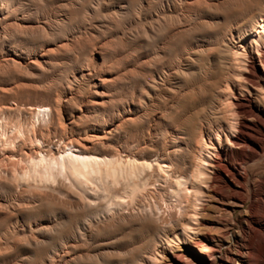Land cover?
Segmentation results:
<instances>
[{
    "label": "rangeland",
    "instance_id": "obj_1",
    "mask_svg": "<svg viewBox=\"0 0 264 264\" xmlns=\"http://www.w3.org/2000/svg\"><path fill=\"white\" fill-rule=\"evenodd\" d=\"M0 33V264H204L176 259L203 234L220 263L264 193L237 207L191 182L202 154L241 152L233 103L255 111L244 131L264 144V0H0ZM78 139L123 170L84 185L29 166Z\"/></svg>",
    "mask_w": 264,
    "mask_h": 264
},
{
    "label": "bare ground",
    "instance_id": "obj_2",
    "mask_svg": "<svg viewBox=\"0 0 264 264\" xmlns=\"http://www.w3.org/2000/svg\"><path fill=\"white\" fill-rule=\"evenodd\" d=\"M2 1V0H1ZM261 27V26H260ZM262 28V27H261ZM258 29H256L257 31ZM253 31V30H252ZM1 34V33H0ZM242 48V47H241ZM260 57V56H259ZM251 61V60H250ZM253 61V60H252ZM33 62V61H31ZM260 62V61H259ZM258 62V63H259ZM256 63V62H255ZM264 65V54L262 60L260 62ZM251 66V65H250ZM258 66V65H257ZM261 66V65H260ZM262 68V66H261ZM264 68V67H263ZM262 68V69H263ZM259 69V68H258ZM94 72V71H92ZM262 73V72H261ZM91 79V77H90ZM100 83V82H99ZM250 84V83H249ZM232 92V91H231ZM228 96V95H227ZM230 100V99H229ZM233 100V99H232ZM238 101V100H237ZM57 102V100H56ZM233 102V101H232ZM229 103V102H227ZM241 103V102H240ZM234 112L236 115H242V120L238 122V133L235 135L231 140L228 141L234 147H242L241 152L237 151V158L230 159L228 163H221L220 160H208L205 155L202 154L201 161L197 164V169L195 173V179L193 180L192 185L194 189L204 183L208 188H210L213 192L218 194L221 198L228 200L233 205L237 207H243L247 200L253 198L258 195L259 190H262L264 193V171H256L253 170L252 167L249 165L250 159L257 154L255 150V145L260 146L261 149H264V144L258 142L254 136L248 134L244 131L246 119L249 117L253 120H257L258 116L254 113L250 107L241 106L242 104L233 103ZM232 106V107H233ZM231 107V106H228ZM231 107V110L233 109ZM37 117L39 115L43 116L48 115V111L50 110L49 106L46 108L45 106H38L37 107ZM62 110V109H61ZM34 111V110H33ZM230 111V110H229ZM230 113V112H229ZM234 114V115H235ZM34 116V114H32ZM261 115V114H260ZM31 116V118L33 117ZM232 117V116H231ZM35 119V118H34ZM228 119V118H227ZM231 119V118H230ZM36 120V119H35ZM59 120V119H58ZM66 121V120H65ZM32 123V121H30ZM37 121H35L36 123ZM34 123V122H33ZM60 124V122H58ZM248 123V122H247ZM58 124V125H59ZM64 124V123H63ZM68 125V124H67ZM70 125V124H69ZM245 125V126H244ZM252 125V124H251ZM26 126V125H25ZM33 126V125H29ZM28 126V128H29ZM200 127V126H199ZM262 127V126H261ZM18 128V127H17ZM21 128V127H20ZM25 128V127H24ZM32 130V128H30ZM63 129V127H62ZM5 130V129H4ZM23 130V129H21ZM30 130V131H31ZM247 130V129H246ZM19 131V130H18ZM17 131V133H18ZM43 131V130H42ZM68 131V129H67ZM87 131V130H86ZM85 131V132H86ZM220 131V130H219ZM7 132V130H6ZM25 132V131H23ZM63 132V131H62ZM66 132V131H65ZM80 132V131H79ZM110 132V131H109ZM22 133V132H21ZM87 133V132H86ZM103 133V132H102ZM219 133V132H218ZM254 133V132H253ZM20 134V133H19ZM35 134V133H34ZM223 134V133H222ZM64 135V133H63ZM203 135V134H202ZM226 135V134H225ZM68 136V134H67ZM77 136V135H76ZM97 136V135H96ZM102 136V135H101ZM105 136V135H103ZM107 136V135H106ZM204 136V135H203ZM3 137V135H2ZM32 137V136H31ZM73 137V136H72ZM95 138V136H93ZM37 138H40L37 136ZM35 138V140L37 139ZM48 138V137H47ZM67 138V137H66ZM69 138V137H68ZM74 138V137H73ZM91 138V137H90ZM98 138V136H97ZM203 138V137H202ZM34 139V136H33ZM41 139V138H40ZM61 139V138H60ZM99 139V138H98ZM101 139V137H100ZM204 139V138H203ZM220 139V138H219ZM34 140V141H35ZM47 140V139H45ZM72 140V139H71ZM66 142V146L69 148L67 149L66 146L62 152H55L49 151L48 154L40 155L39 158L34 157L32 159V167L34 168V172H38L40 169L41 175L45 180L53 179L56 174H63L69 173L74 179L78 180L81 184H86L89 179H97L101 177L116 176L117 172L123 170L122 162L110 161L107 159H102L100 157L94 156L91 154L89 142H80L73 141ZM87 140V139H86ZM89 140V139H88ZM92 140V139H91ZM32 140V142H34ZM52 141V140H51ZM90 141V140H89ZM227 141V140H226ZM37 142V141H36ZM40 142V141H39ZM39 142H37L39 144ZM44 142V141H43ZM42 142V143H43ZM65 142V141H64ZM63 142V143H64ZM94 142V141H93ZM91 142V143H93ZM6 143V142H5ZM60 143V142H59ZM62 143V142H61ZM60 143V144H61ZM59 144V146H60ZM64 144V145H65ZM96 144V142H95ZM106 144V143H105ZM46 145V144H45ZM58 145V144H56ZM207 145V144H206ZM220 145V144H219ZM254 145V146H253ZM51 146V145H50ZM49 146V147H50ZM58 146V147H59ZM55 147L54 148H58ZM223 147V146H222ZM38 148V147H37ZM94 148V147H93ZM208 148V147H206ZM215 149V148H213ZM212 149V151H213ZM260 149V150H261ZM36 150V149H35ZM259 150V149H258ZM37 151V150H36ZM39 151V150H38ZM68 151V152H67ZM199 151V150H198ZM201 151V150H200ZM30 152V151H29ZM39 151L38 153H41ZM141 152V151H140ZM211 152V150H210ZM35 153V152H34ZM206 153V151H205ZM119 154V153H118ZM133 154V153H132ZM153 154V153H152ZM158 154V153H157ZM197 154V153H196ZM223 151L219 150L216 151L215 156L221 157ZM225 155H232L234 151L230 149V151L225 150ZM98 155V154H97ZM201 155V154H200ZM35 156V155H34ZM130 156V155H129ZM133 156V155H132ZM154 156V155H153ZM157 156V155H156ZM161 156V154H160ZM198 156V155H197ZM213 156V154H212ZM213 156V157H215ZM32 157V156H31ZM21 158V157H20ZM110 158V157H109ZM127 158V157H126ZM158 158V157H157ZM197 158V157H196ZM231 158V157H230ZM226 160V159H224ZM223 160V161H224ZM197 161V160H196ZM259 161V159H258ZM257 161V162H258ZM255 163V162H254ZM260 163V162H259ZM125 164V163H124ZM261 164V163H260ZM17 166V164H16ZM134 166H144V164L135 163ZM161 166L166 168L168 167L167 164L161 163ZM177 166V165H176ZM255 166V165H254ZM258 166V165H257ZM26 167V166H25ZM178 167V166H177ZM210 167H214L216 169H211ZM262 167V166H261ZM260 167V168H261ZM264 167V166H263ZM17 169V168H16ZM263 169V168H262ZM28 170V169H27ZM18 171V170H17ZM208 171H210L208 173ZM13 172V171H12ZM16 172V170H15ZM1 173V172H0ZM17 173V172H16ZM14 174V173H12ZM178 174V173H177ZM176 174V175H177ZM193 174V173H192ZM16 175V174H15ZM6 176V175H4ZM3 175V179L5 178ZM14 176V175H13ZM18 176V175H17ZM15 177V176H14ZM27 177V176H26ZM40 177V176H39ZM71 177V178H72ZM248 177L252 178L253 184L249 186V179ZM2 179V178H0ZM15 179V178H14ZM17 179V178H16ZM15 179V180H16ZM20 179V178H19ZM59 179V178H57ZM73 179V180H74ZM7 180V179H6ZM18 180V179H17ZM146 180V179H145ZM65 181V180H64ZM111 181V180H110ZM163 181V180H162ZM161 181V182H162ZM76 182V181H75ZM143 182V180H142ZM94 183V182H93ZM182 184L186 185V182H181ZM249 184V185H248ZM83 186V185H82ZM151 186V185H150ZM88 187V186H87ZM142 187V186H141ZM113 188V187H111ZM190 188V186H189ZM192 188V187H191ZM39 189V188H38ZM84 189V188H83ZM193 189V190H194ZM20 190V189H19ZM44 190V189H42ZM113 189L110 191L112 192ZM186 186H181L178 188L176 192V197L182 205L185 207L192 206L194 212L197 211L201 203V199L197 197L193 192V198L191 199L190 191ZM27 191V190H26ZM190 191V192H189ZM195 191V190H194ZM99 192V191H98ZM207 192V191H206ZM210 193V192H208ZM111 194V193H110ZM212 194V193H211ZM63 195V194H62ZM105 195V194H104ZM100 196V195H99ZM110 196V195H109ZM107 196V197H109ZM110 198V197H109ZM130 198V197H129ZM117 199V198H116ZM257 200V199H256ZM117 201V200H116ZM111 202V201H110ZM77 203V201H76ZM116 204V203H115ZM115 204L113 206H115ZM125 204V202H124ZM91 205V204H90ZM110 205V203H109ZM118 205V204H117ZM126 205V204H125ZM29 206V205H28ZM172 206V205H171ZM181 206V205H180ZM179 206V207H180ZM107 205L105 206V208ZM109 207V206H108ZM169 207V206H168ZM226 207V206H225ZM230 207V206H229ZM104 208V210H105ZM114 208V207H113ZM116 208V207H115ZM228 208V207H227ZM19 209V208H17ZM107 209V208H106ZM110 209V208H109ZM178 209V208H177ZM4 210V209H3ZM66 210V209H65ZM103 209H101L102 211ZM113 210V209H112ZM150 210V209H149ZM171 210V209H170ZM180 210V209H179ZM33 211V210H32ZM67 211V210H66ZM172 211V210H171ZM188 211V210H187ZM110 212V210L108 211ZM2 213V212H1ZM189 213V212H188ZM227 213V212H226ZM248 218H242L241 222L239 221L240 225L238 227V232L236 234L234 243L228 247L227 251L224 253L223 256H220V263H218V258L216 257L217 252L219 251L218 245H210L206 244L205 241L212 240V238L208 234H203L202 237H195L188 235L187 236V243L188 247L182 253L176 256V259L184 262L190 263L193 260V257L199 259L204 264H264V227L258 226L262 221H264V203L262 204H252L250 205L248 212ZM9 214V213H8ZM40 214V213H39ZM158 214V213H157ZM179 214V213H178ZM245 215V213H243ZM242 214V215H243ZM106 215V214H105ZM241 215V213H240ZM165 216V215H164ZM188 216V215H187ZM194 216V215H193ZM42 217V216H41ZM179 217V216H178ZM232 218V217H231ZM49 219V218H48ZM47 219V220H48ZM165 219V218H164ZM170 219V218H168ZM235 219V218H234ZM19 220V219H18ZM43 220V219H42ZM144 220V219H143ZM192 220V219H191ZM175 221V220H174ZM32 222V220H31ZM40 222V221H39ZM44 222V221H43ZM155 222V221H154ZM186 222V220H185ZM41 223V222H40ZM98 223V222H97ZM231 223V222H230ZM234 223V222H233ZM32 224V223H31ZM245 224V225H243ZM35 225V224H34ZM41 225V224H40ZM238 225V224H237ZM32 226V225H31ZM78 226V225H77ZM129 226V223H128ZM38 227H40L38 225ZM51 227V226H49ZM146 227V226H145ZM16 228V227H15ZM45 228V227H44ZM47 228V227H46ZM108 228V227H107ZM127 228V227H126ZM12 229V228H11ZM43 229V228H42ZM52 229V228H51ZM68 229V228H67ZM226 229V228H225ZM31 230V228H30ZM41 230V228H40ZM142 230V229H141ZM43 231V230H42ZM14 232V231H13ZM227 232V231H226ZM102 233V232H101ZM188 233V232H187ZM124 234V233H123ZM143 234V233H142ZM228 234V233H227ZM224 235V234H223ZM230 235V233H229ZM35 236V235H34ZM33 237V236H30ZM64 237V236H63ZM71 237V236H70ZM133 237V235H132ZM17 238V237H16ZM128 239V238H126ZM169 239V238H168ZM29 240V239H28ZM220 240V239H219ZM34 241V240H33ZM36 241V238H35ZM39 241V240H38ZM20 242V241H19ZM22 242V241H21ZM25 242V241H23ZM37 242V241H36ZM35 242V243H36ZM72 242V241H71ZM210 242V241H209ZM207 242V243H209ZM18 243V242H17ZM27 243V242H25ZM65 243V242H64ZM66 244V243H65ZM71 244V243H70ZM27 245V244H26ZM68 245V243H67ZM73 245V244H72ZM76 245V244H75ZM36 246V245H34ZM14 247V246H13ZM12 247V248H13ZM74 247V246H73ZM183 247V246H182ZM181 247V248H182ZM7 248V247H6ZM76 248V247H75ZM2 249V248H1ZM35 249V248H34ZM58 249V248H57ZM128 249V248H127ZM8 250V249H4ZM2 250V251H4ZM36 250V249H35ZM0 251V252H2ZM9 251V250H8ZM133 251V250H132ZM138 251V250H137ZM4 251L3 253H6ZM64 252V251H63ZM97 252V251H96ZM99 252V251H98ZM2 254V253H1ZM59 254V252L57 253ZM61 254V253H60ZM156 255V254H155ZM60 256V255H59ZM82 256V254H81ZM151 256V255H150ZM166 256V255H165ZM164 256V258H165ZM172 256V255H171ZM26 257V256H25ZM65 257V256H64ZM94 257V256H93ZM69 258V257H68ZM91 258V257H90ZM97 258V257H96ZM45 259V258H44ZM155 260V258H153ZM53 260V259H51ZM57 260V259H56ZM71 260V259H69ZM68 260V261H69ZM126 261V260H125ZM154 262V261H153ZM68 264L67 262H65ZM18 264V263H17ZM49 264V263H48Z\"/></svg>",
    "mask_w": 264,
    "mask_h": 264
}]
</instances>
